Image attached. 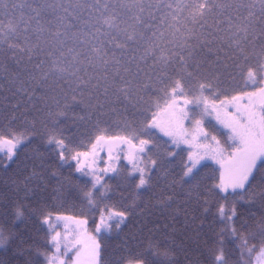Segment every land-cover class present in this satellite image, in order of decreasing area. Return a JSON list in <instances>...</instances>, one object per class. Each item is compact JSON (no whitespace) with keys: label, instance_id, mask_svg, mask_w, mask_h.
<instances>
[{"label":"snow or ice","instance_id":"1","mask_svg":"<svg viewBox=\"0 0 264 264\" xmlns=\"http://www.w3.org/2000/svg\"><path fill=\"white\" fill-rule=\"evenodd\" d=\"M6 9L8 5L0 0V13ZM6 14L7 38L16 41L9 45L11 59L17 78L27 77L29 99L37 98L36 93L43 98L56 92L73 104L86 101L92 106L95 101L98 110L106 105L131 107L140 118L126 122L123 134H109L97 125L85 151L77 150L63 136L48 137L62 164L90 177L91 188L84 200L99 210V219L95 235L85 244L89 264H102V237L128 218L126 209L104 203L111 191L105 177L112 179L108 173L119 172L112 164L96 166L98 150L107 147L109 160L123 156L130 165L124 179L132 181L138 191L149 185L153 170L177 156L185 183L210 167L207 160L219 165L213 188L224 200L229 196L243 199L256 174L264 172V0H69L67 6L63 0H23L13 3ZM3 45L4 33H0V53ZM225 75L258 86L233 95L224 92L221 99ZM161 111L168 113L166 124L158 119ZM213 113L227 130L221 133L227 136L224 145L207 130L203 118H196ZM185 121L192 127L186 128ZM153 129L170 138L166 142L170 147L163 153ZM24 140L20 131L0 133V160L13 162ZM117 145L126 146L127 151L120 147L113 157ZM181 145L188 146L186 159ZM217 211L222 220L231 221L237 215L234 206L226 211L221 204ZM74 219L55 217L56 221ZM52 220L49 213L42 221L54 232L50 244L56 255L47 258L48 264H55L61 252V234L55 232ZM75 222L87 224V219ZM260 236L257 262L264 264V230ZM243 244L249 254L256 250L255 245L248 246V238ZM163 255L167 257L168 252ZM212 261L228 264L223 249L212 252ZM123 264L163 261H149L141 254L126 258Z\"/></svg>","mask_w":264,"mask_h":264},{"label":"trees","instance_id":"2","mask_svg":"<svg viewBox=\"0 0 264 264\" xmlns=\"http://www.w3.org/2000/svg\"><path fill=\"white\" fill-rule=\"evenodd\" d=\"M2 2L8 9L0 13L4 25L0 27V33H4L0 53V133L20 131L25 134V140L13 162L0 160V264H48L52 247L51 232L42 222L45 215L87 219L91 229L99 219V210L90 208L84 200V193L91 188L89 179L74 167L61 163L56 150L47 143L48 137L63 136L77 150L85 151L90 148L89 139L95 136L97 125L107 128L109 134H123L126 122H138L140 118L131 107L125 110L117 104L98 110L95 101L92 106L86 101L73 104L71 99L65 101L56 92L43 98H39L42 93H36L37 98L29 99L32 94L24 83L27 77L17 78L9 51V45L16 41L7 38L6 13L11 11L13 3H23V0ZM63 2L67 6L69 0ZM110 2L116 3V0ZM19 14L16 11L17 17ZM255 51L259 52V46ZM248 52H252L251 45ZM222 79L221 99L224 92L233 95L240 89L251 91L258 86L245 84L239 78L231 80L227 75ZM206 124L207 130L225 144L227 136L221 133L227 130L212 120ZM152 131L159 137L160 151L165 152L170 147L166 143L169 140ZM207 164L210 167L201 169L196 179L185 183L181 159L177 156L171 163L153 170L149 185L138 191L132 181L124 179L130 167L122 163L117 168L119 175L107 178L111 191L110 199L104 203H115L126 209L128 218L119 229L102 237V264H123L126 258L141 254L149 261H163V264H213L212 252L218 249H223L228 264H245L244 238H248L250 247L261 246L264 172L256 174L243 199L229 196L224 200L223 194L213 188L218 183V166ZM221 204L226 211L234 206L236 217L231 221L222 220L217 211ZM233 228L235 233L231 231ZM165 251L167 257L163 255Z\"/></svg>","mask_w":264,"mask_h":264},{"label":"rangeland","instance_id":"3","mask_svg":"<svg viewBox=\"0 0 264 264\" xmlns=\"http://www.w3.org/2000/svg\"><path fill=\"white\" fill-rule=\"evenodd\" d=\"M217 103H219V101H217ZM229 111H232V109L230 108ZM198 112H199V110H198ZM215 115L216 114L213 113L212 116H206L205 115L204 117H201L199 114H197L196 118L197 119L203 118L204 126L206 128H207L206 123L208 121L212 120L213 122H215V124L218 127L224 129L221 125H219L217 123V121L215 119ZM221 115H223V113H221ZM168 118H169L168 113L164 112V111H161L160 115L158 117L161 124H166V121L168 120ZM184 126L186 128L192 127V125L188 121L184 122ZM154 130H156L158 133H160L162 135V137H164L165 139H167V140L170 139L169 137L165 136L162 132H160L159 129H154ZM224 130H226V129H224ZM217 139H219V138H217ZM221 144L224 145V143H222V142H221ZM120 147H124L125 151H127L126 146L117 145V146L113 147V151H112L113 157L116 156V153ZM187 147H188L187 145H181V148H184L186 150H187ZM107 152H108L107 147H104L103 151L98 150V155H97L98 163L96 165L98 168L107 167L109 164H112L116 168H118L122 163H125L130 167L128 162L125 159H123V156H121V158L118 161L115 159L109 160ZM89 159H91V158H89ZM207 162L214 163L211 160H207L206 163ZM215 165H217V164H215ZM217 166L219 168V165H217ZM114 174L115 173L109 172L108 176L111 177ZM87 178L90 179V177H87ZM107 178L108 177H105L106 180H107ZM55 217L56 216H54L53 220H52V223L56 224L55 232H59L61 234V237H60V239H61V252L58 256V259L55 261V264H89V262L87 260V250L85 248V244L87 243L89 236L95 235V231H94L95 228L91 229L88 226V222H87V224H77L75 222V220H84L82 218L73 217V218H75L74 220L56 221ZM67 217H72V216H67ZM47 227L49 228V225H47ZM49 231L51 232V235L54 234V232H52L50 229H49ZM259 248H256V250L251 252L250 254L248 253L247 249H245V253L247 255L245 257L246 258L245 264H258L257 256L259 253ZM78 253H79V255H78ZM53 255H56L54 248H52V253H51L50 257H52Z\"/></svg>","mask_w":264,"mask_h":264}]
</instances>
